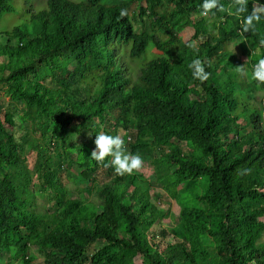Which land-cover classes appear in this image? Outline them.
Masks as SVG:
<instances>
[{
    "label": "trees",
    "instance_id": "1",
    "mask_svg": "<svg viewBox=\"0 0 264 264\" xmlns=\"http://www.w3.org/2000/svg\"><path fill=\"white\" fill-rule=\"evenodd\" d=\"M12 2L0 0V15ZM21 2L26 23L0 31L10 98L0 106V249L25 264L29 249L44 250L46 264H264V114L227 48L240 42L251 67L264 59V0H218L207 13L204 0ZM197 59L206 80L194 76ZM19 128L62 147L56 167L36 158L51 209H38ZM82 128L149 155L180 206L175 241L161 244L168 232L154 226L165 212L135 173L93 159L95 143H70ZM71 167L86 183L79 198L58 179ZM92 190L97 203L84 194Z\"/></svg>",
    "mask_w": 264,
    "mask_h": 264
},
{
    "label": "rangeland",
    "instance_id": "2",
    "mask_svg": "<svg viewBox=\"0 0 264 264\" xmlns=\"http://www.w3.org/2000/svg\"><path fill=\"white\" fill-rule=\"evenodd\" d=\"M43 0H28L27 5H37ZM14 6L13 12H6L0 15V31L10 29L15 25H22L26 23V16L28 15L26 11V6H24L21 0H13L12 2ZM134 9L133 6L130 7L132 11ZM228 50L234 54L237 60L240 62V67L243 69V73L240 70V77L243 80V91H244V84L247 91L253 92V99L252 102L255 103L257 106H261L264 114V82L258 81L252 78V70L253 66L251 67L250 62H245V57L240 42L233 41L227 44ZM10 102L9 96L5 93V88L3 85L0 84V106L5 107L8 106ZM19 112H21V108L18 107ZM16 123L19 121L16 119ZM21 128V127H20ZM18 129L19 136L22 134L24 136V141H26V150H27V158L29 167L32 169L34 178H35V187H36V203L38 209L43 211L45 208L51 209V198L53 195V191L49 188L48 185L42 186L39 183V178L42 174V165L41 164V157L39 156V160L37 159L38 153H44L43 159L46 160L43 162L46 165H53L56 167L58 162L61 161V157L63 155V150L61 145L55 144L52 140L42 141V137L40 136L39 132L34 131L33 129L28 128L25 131L24 128ZM96 134H100L92 132L90 130H85L84 128L80 129V131L72 132L70 135V143H79L85 142L89 145H93ZM125 141V149L126 152L131 154L129 148L127 147V140L122 138ZM178 145L183 148L186 152L189 150V144L185 142H178ZM47 153V154H46ZM47 155H50L48 157ZM143 158V166L136 170L134 173L138 176V182L142 184V186L147 187L150 191V198L152 202L161 210L165 212V216L161 219L158 223H156L155 230H159L160 228H165L167 230V236L161 240V244L172 243L175 241V233L173 230L179 227V210L180 206L178 202L173 199L161 186H159L155 181V175L153 172L152 167L150 166V158L148 154H140ZM111 157H108V165L111 166ZM75 167H71L69 169H62L59 172V182L63 185L67 190L70 197L79 198L81 195V189L86 185L83 181L80 180L79 177L76 176ZM110 178V175L106 171L100 179V182L106 181ZM203 182L197 185V190H203ZM205 188V187H204ZM85 196L89 201L94 203L98 202L97 196L94 194L93 190L91 193L84 192ZM263 238H261V241ZM12 254L11 251L7 249H0V264H25L22 260H11L10 255ZM28 254L32 257L33 261L31 264H46L45 263V251H34L29 249ZM257 264V263H253Z\"/></svg>",
    "mask_w": 264,
    "mask_h": 264
},
{
    "label": "clouds",
    "instance_id": "3",
    "mask_svg": "<svg viewBox=\"0 0 264 264\" xmlns=\"http://www.w3.org/2000/svg\"><path fill=\"white\" fill-rule=\"evenodd\" d=\"M218 4V0H204L203 7L207 11L212 10ZM205 13V14H206ZM260 15L254 14L246 18V27L244 31H249L254 26V21L259 22ZM195 42L188 45L190 48H195ZM194 76L201 81L208 78V73L205 71L200 60L193 62ZM243 73V69H241ZM252 78L264 82V59H260L252 70ZM95 150L91 156L96 161H105L107 157H111V166L119 175H131L136 170L143 166V158L139 154H129L124 147L125 141L118 135H110L107 133L96 134Z\"/></svg>",
    "mask_w": 264,
    "mask_h": 264
}]
</instances>
